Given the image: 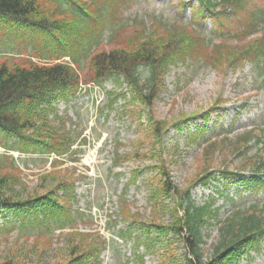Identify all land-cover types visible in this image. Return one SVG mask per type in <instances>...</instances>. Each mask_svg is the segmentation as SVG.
Instances as JSON below:
<instances>
[{"label": "trees", "instance_id": "trees-1", "mask_svg": "<svg viewBox=\"0 0 264 264\" xmlns=\"http://www.w3.org/2000/svg\"><path fill=\"white\" fill-rule=\"evenodd\" d=\"M67 1L77 8L65 9L68 14H63L58 0H0L2 37L25 38L34 46V52H39L36 42H40L34 36L45 40L40 42L41 53H33L42 60H33L32 56L13 61L0 59V137L3 140L0 145L42 156L71 154L73 161L78 160L75 154L81 149L73 146L79 138L58 115L56 105L75 98L82 85L99 87L115 77L127 91L109 92L108 107L112 109L119 96L126 98V93H130L129 101L135 109L129 110V114L137 121L142 134L132 142L129 155L116 154L114 165L131 158L151 159L160 170L154 178L157 186L149 195L150 216L142 219L124 203L120 213L127 225L118 237L124 240L136 237L138 248L144 243L148 251L157 250L160 264H181L174 249L178 241L187 250L183 255L185 264H239L252 258V253L264 247V205L251 203L219 219L220 206L216 203L231 186L243 187L249 194L264 191V151L263 155L248 156L252 144H264V133L253 127L232 140L227 135L220 141L205 138L207 142L196 173L180 189L171 182L162 154L165 149L162 138L170 125L178 128L192 116L165 122L156 118L153 102L169 67L187 60L202 61L221 74L249 62L264 81V3L256 6L249 4V0H195L197 12L188 25L158 22L146 27L143 22H137L127 32V23L119 16V6L125 0ZM185 6L183 2L181 9ZM207 14L213 15L220 27L227 25L231 18L238 19L240 26L229 29L228 33L233 35L227 37L219 28V37L208 40L199 25ZM105 29L110 32L107 44H102ZM66 56L69 61L63 59ZM81 59L87 61L83 74L78 69ZM142 68L147 70L145 78L141 75ZM219 100L215 99L209 110L201 112L202 122L225 105ZM140 110L147 112L146 124L141 122ZM205 134V126H197L188 136L196 138ZM80 143L86 144V138L82 136ZM219 150L240 157L241 163L230 168L224 158L220 167L213 169V157ZM62 163L61 159L54 158L52 169L43 172L38 184L29 188L13 157L0 154V216L4 220L0 230L6 233L14 228L19 232L67 229L61 233L63 245L54 264H103L100 256L106 240L73 224L84 213H75L72 209V201L76 200L74 180L72 173L61 169ZM197 186L213 189L200 203L191 192ZM171 195L177 203L172 206L171 219L166 223L161 215L166 208L163 200ZM213 225H218V237L206 258L202 248L205 230ZM40 237L31 243L27 240V244L16 241V245L0 256V264H40L43 249L50 245L49 240ZM26 250L35 257L29 258Z\"/></svg>", "mask_w": 264, "mask_h": 264}, {"label": "rangeland", "instance_id": "rangeland-1", "mask_svg": "<svg viewBox=\"0 0 264 264\" xmlns=\"http://www.w3.org/2000/svg\"><path fill=\"white\" fill-rule=\"evenodd\" d=\"M58 2L63 14H68V8H77L76 4L67 0ZM183 2L186 6L181 9ZM263 3L264 0H249V4L256 6ZM196 7L195 0H125L122 6H119V16L127 23L126 31L130 32L137 22H143L146 27L158 22L168 25L183 22L188 25L195 18ZM116 19L119 20V17ZM199 25L202 34L208 40L214 41L219 37L217 29L221 28L226 32L224 37L232 36V32L228 33L229 29L236 30L240 22L231 18L227 25L220 27L215 24L213 15L207 14L200 20ZM109 32L108 29L104 30L102 44H107ZM1 34L2 31L0 59L13 61L32 56L33 60H42L33 53H41L40 42L45 43L44 39L34 36V39L40 41L36 42L39 52H34V46L25 38H14L12 35L2 37ZM63 59L69 61L67 56ZM78 69L81 74L87 70L85 59H81ZM145 73L147 70L142 68V78L147 76ZM163 77V86L153 102L156 118L171 123L183 116H192V119L182 121L178 128L169 124L168 132L162 138V146L165 148L163 158L167 162L171 182L178 188L183 189L196 173L198 159L201 158L207 142L205 138L220 141L222 136L227 135L232 140L253 127L264 133V81L257 76L249 62L235 69H227L221 74L202 61L187 60L171 65ZM124 91H127L126 87L119 84L115 77H110L99 87L82 85L81 92L75 98L60 101L56 105L58 115L65 119L67 127L79 138L73 147L81 150L75 154V157L79 158L76 161L71 159L74 156L71 154L55 158L63 161L60 167L64 172L72 173L76 196V200L72 201V209L75 213H84L83 218L78 217L73 224L81 231L97 233L106 240V248L100 256L102 263L160 264L157 250L148 251L144 243H140L138 248L136 237L126 240L118 237L120 230H124L127 225L120 213L124 203L130 211L141 215L142 219L150 216L152 206L149 195L155 190L157 182H154V178L160 173L155 166L156 161L151 159L131 158L114 165L116 154L129 155L132 142L142 134L137 121L129 114V110L135 109L129 101L130 93H126V98L119 96L112 109L108 107L109 92ZM215 99H220L225 105L221 106L219 111L207 115L206 122H202L201 112L209 110ZM142 110L138 114L141 116V122L146 124L147 112ZM197 126H205L206 134L196 138L189 137V133L195 131ZM82 136L86 138V144L80 143ZM1 141L3 140L0 137ZM3 147L4 145H0V154L5 152ZM263 151V143L252 144L248 156L263 155ZM213 158V169L220 167L224 158L230 168L241 163L240 157L225 154L222 150L216 152ZM52 161L51 156L32 152L17 157L15 164L20 168L24 182L29 188H33L38 184L39 176L52 169ZM191 192L194 200L200 203L208 194H212L213 189L197 186ZM223 194L216 203V206H220L219 219H223L235 209L248 207L251 203L264 205V191L249 194L243 187L231 186ZM163 201L166 208L161 214L162 220L168 223L171 219V208L177 202L173 195ZM3 223L4 220L0 216V227ZM66 230L44 228L19 232L14 228L6 233L0 230V256L13 247L12 245H16V241L23 244L28 240L31 243L37 236H41L51 243L49 242L48 248L43 249L39 257L40 264H54L59 259V247L63 245L61 233ZM40 232H45L46 235H38ZM217 237L218 225L205 230V243L202 248L206 258L212 252L211 244ZM161 246L162 244H159V247ZM174 249L181 264H185L183 255L187 250L183 243L178 241L174 244ZM22 250L20 248V251ZM26 252L29 258L35 257L29 250ZM239 264H264V247L252 253V258H246Z\"/></svg>", "mask_w": 264, "mask_h": 264}, {"label": "clouds", "instance_id": "clouds-1", "mask_svg": "<svg viewBox=\"0 0 264 264\" xmlns=\"http://www.w3.org/2000/svg\"><path fill=\"white\" fill-rule=\"evenodd\" d=\"M145 75H147V73H145Z\"/></svg>", "mask_w": 264, "mask_h": 264}]
</instances>
